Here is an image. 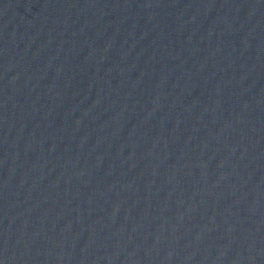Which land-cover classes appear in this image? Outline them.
I'll return each instance as SVG.
<instances>
[{
    "label": "water",
    "instance_id": "water-1",
    "mask_svg": "<svg viewBox=\"0 0 264 264\" xmlns=\"http://www.w3.org/2000/svg\"><path fill=\"white\" fill-rule=\"evenodd\" d=\"M0 264H264V0H0Z\"/></svg>",
    "mask_w": 264,
    "mask_h": 264
}]
</instances>
